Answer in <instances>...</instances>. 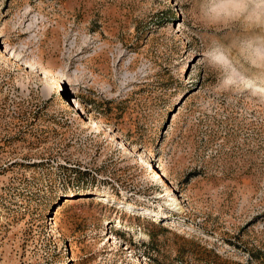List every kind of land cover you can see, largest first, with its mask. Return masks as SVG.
I'll list each match as a JSON object with an SVG mask.
<instances>
[{
  "label": "rangeland",
  "instance_id": "1",
  "mask_svg": "<svg viewBox=\"0 0 264 264\" xmlns=\"http://www.w3.org/2000/svg\"><path fill=\"white\" fill-rule=\"evenodd\" d=\"M197 4L0 0V264H264V100Z\"/></svg>",
  "mask_w": 264,
  "mask_h": 264
},
{
  "label": "clouds",
  "instance_id": "2",
  "mask_svg": "<svg viewBox=\"0 0 264 264\" xmlns=\"http://www.w3.org/2000/svg\"><path fill=\"white\" fill-rule=\"evenodd\" d=\"M194 21L213 33L200 53L223 92L237 91L264 100V0H198ZM243 64L248 71L240 72Z\"/></svg>",
  "mask_w": 264,
  "mask_h": 264
}]
</instances>
